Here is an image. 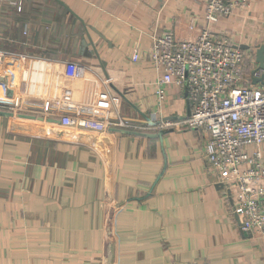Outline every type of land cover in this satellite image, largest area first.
Segmentation results:
<instances>
[{
  "label": "crops",
  "instance_id": "crops-1",
  "mask_svg": "<svg viewBox=\"0 0 264 264\" xmlns=\"http://www.w3.org/2000/svg\"><path fill=\"white\" fill-rule=\"evenodd\" d=\"M205 3L0 0V49L21 56L0 66V264H264V239L241 230L207 169V133L159 127L190 105L158 83L151 36H193ZM210 27L264 44V0ZM69 104L150 128L62 126Z\"/></svg>",
  "mask_w": 264,
  "mask_h": 264
},
{
  "label": "built area",
  "instance_id": "built-area-1",
  "mask_svg": "<svg viewBox=\"0 0 264 264\" xmlns=\"http://www.w3.org/2000/svg\"><path fill=\"white\" fill-rule=\"evenodd\" d=\"M254 0H206L203 26L191 37L173 32L151 36L149 57L160 74L159 84L185 89L190 105L188 116L179 122L165 121L159 127L179 126L202 129L208 171L217 176V185L234 197L232 212L240 228L264 239V83L252 84L264 69L258 68L252 48L243 50L231 35L216 34L210 27L235 12H247ZM21 10V5L16 4ZM192 21L188 30L194 31ZM10 57L21 58L0 49V66ZM137 52L132 55L135 61ZM7 72L0 71L3 96L8 95ZM164 98V90L158 89ZM8 98H0V109L10 108ZM51 107L45 103L46 110ZM62 111V110H61ZM74 113H73V112ZM62 126H75L94 132L109 127L140 128L91 107L73 104L59 113Z\"/></svg>",
  "mask_w": 264,
  "mask_h": 264
},
{
  "label": "water",
  "instance_id": "water-1",
  "mask_svg": "<svg viewBox=\"0 0 264 264\" xmlns=\"http://www.w3.org/2000/svg\"><path fill=\"white\" fill-rule=\"evenodd\" d=\"M84 44H86V42ZM248 48L249 47H247L246 49H248ZM252 50L254 52V59H255V62L257 63V67L264 69V44L256 45L252 48ZM258 82L261 84L264 83V74H262L259 78H255V77L252 78V84H256ZM189 111H190V109H189ZM0 114H3V112L0 111ZM19 117L25 118L26 116L19 115ZM27 117L29 119H35L34 116H27ZM38 120L41 121V118H39Z\"/></svg>",
  "mask_w": 264,
  "mask_h": 264
}]
</instances>
